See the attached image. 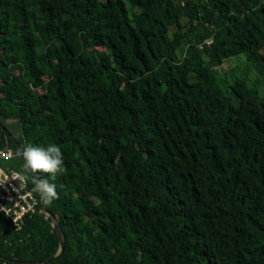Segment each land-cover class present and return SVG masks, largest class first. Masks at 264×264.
<instances>
[{
	"label": "trees",
	"instance_id": "16d2710c",
	"mask_svg": "<svg viewBox=\"0 0 264 264\" xmlns=\"http://www.w3.org/2000/svg\"><path fill=\"white\" fill-rule=\"evenodd\" d=\"M263 50L264 0H0L3 165L61 146L66 239L0 211V264H264Z\"/></svg>",
	"mask_w": 264,
	"mask_h": 264
},
{
	"label": "built area",
	"instance_id": "2783aa9c",
	"mask_svg": "<svg viewBox=\"0 0 264 264\" xmlns=\"http://www.w3.org/2000/svg\"><path fill=\"white\" fill-rule=\"evenodd\" d=\"M14 158L16 154L12 149L0 150V208L4 209L7 216L12 217L18 229H22L25 217L35 213L37 207L41 206V197H37L32 191L29 178L24 172L11 165H3ZM45 214L48 218L51 216L48 212Z\"/></svg>",
	"mask_w": 264,
	"mask_h": 264
},
{
	"label": "clouds",
	"instance_id": "9594fccd",
	"mask_svg": "<svg viewBox=\"0 0 264 264\" xmlns=\"http://www.w3.org/2000/svg\"><path fill=\"white\" fill-rule=\"evenodd\" d=\"M23 169L34 175L32 191L39 192L48 202L57 196L56 185L49 179H54L57 173L63 172L64 156L62 148L57 143L38 145L27 143L21 145ZM38 172L47 173L48 177L41 178ZM0 211L4 209L0 208Z\"/></svg>",
	"mask_w": 264,
	"mask_h": 264
},
{
	"label": "rangeland",
	"instance_id": "374dc122",
	"mask_svg": "<svg viewBox=\"0 0 264 264\" xmlns=\"http://www.w3.org/2000/svg\"><path fill=\"white\" fill-rule=\"evenodd\" d=\"M179 23H180V27L186 28L188 25V19L182 18V19H180ZM175 29H176V27H174V26H171L169 28L170 35H172L174 33ZM262 52L264 54V50ZM233 63H234L233 65H235V67H237V68L234 67L235 68L234 71H235V73H237V76H240V77L245 76L246 78L247 77L250 78L251 84L254 86V84H255L254 79L257 78L256 77L257 73L254 70H252L251 73L248 72L250 68H248V66L246 65L247 63L246 64L242 63L243 64L242 65V64H240L241 62L239 63V61L237 59L233 60ZM237 65H239V66H237ZM228 69H229V65H224L222 67L223 72L228 71ZM5 123H6V126L8 127V129L11 131V133H13L14 135L21 134L22 126L18 121H16L15 119H11V120L6 121ZM30 214H32V213H30Z\"/></svg>",
	"mask_w": 264,
	"mask_h": 264
},
{
	"label": "water",
	"instance_id": "95a60500",
	"mask_svg": "<svg viewBox=\"0 0 264 264\" xmlns=\"http://www.w3.org/2000/svg\"><path fill=\"white\" fill-rule=\"evenodd\" d=\"M40 197H41V208H42V210L45 211V212L50 213L48 211V209L46 208L45 204H44V197H42L41 195H40ZM52 218L54 219V222H55V224H54L55 228L59 231L62 244H61V248H60L59 253L55 257H53L52 259H50L48 261H55V260H57L60 256H62L64 254L65 249H66V243H65L66 242V239H65L64 230L62 229V226L59 223V221L56 218H54L53 216H52ZM28 262H30V261H28ZM36 263L37 264H41L40 262H36Z\"/></svg>",
	"mask_w": 264,
	"mask_h": 264
},
{
	"label": "bare ground",
	"instance_id": "6f19581e",
	"mask_svg": "<svg viewBox=\"0 0 264 264\" xmlns=\"http://www.w3.org/2000/svg\"><path fill=\"white\" fill-rule=\"evenodd\" d=\"M30 215V214H29Z\"/></svg>",
	"mask_w": 264,
	"mask_h": 264
}]
</instances>
